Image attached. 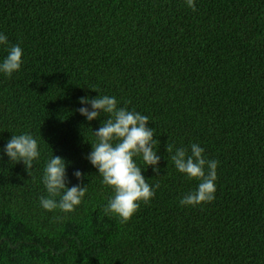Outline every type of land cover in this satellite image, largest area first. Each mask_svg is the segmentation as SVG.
Instances as JSON below:
<instances>
[{"label": "trees", "instance_id": "16d2710c", "mask_svg": "<svg viewBox=\"0 0 264 264\" xmlns=\"http://www.w3.org/2000/svg\"><path fill=\"white\" fill-rule=\"evenodd\" d=\"M0 32L24 61L0 75V147L30 132L41 149L31 176L0 161V264H264V0H0ZM96 91L160 141L159 176L142 172L159 188L127 223L101 212L112 193L85 159L101 121L75 110ZM167 143L219 162L213 202L180 206L198 182ZM51 150L86 174L66 215L39 206Z\"/></svg>", "mask_w": 264, "mask_h": 264}, {"label": "clouds", "instance_id": "9594fccd", "mask_svg": "<svg viewBox=\"0 0 264 264\" xmlns=\"http://www.w3.org/2000/svg\"><path fill=\"white\" fill-rule=\"evenodd\" d=\"M184 2L196 11V0ZM0 47L7 53L0 60V75L11 78L20 71L24 62L23 49L19 44H11L3 32H0ZM78 103L81 107L75 111L87 122L101 121V126L92 130L94 139L90 142L91 151L85 156L97 170L102 185L112 193L100 210L104 216L127 223L142 203L148 204L155 197L159 188L158 184H149L142 174L149 169L156 176L160 172V141L154 139L155 130L148 126L153 122L135 109L120 107L115 96L98 92L95 98L80 97ZM166 151L178 173L187 181L198 182L193 191L179 200L180 206L194 208L213 202L217 191L219 162L208 159L199 143H191L188 147L167 143ZM51 152L44 161L41 183L45 195L40 196L39 206L46 212L59 210L66 215L76 210L87 193L88 184L83 182L86 174L76 169L70 178L67 171L70 162ZM5 157L8 158V165L22 164L25 172L31 176L35 164L41 159L37 138L30 132L12 133L11 138L0 147V161ZM72 178L77 183L73 184ZM56 218L62 219L60 216Z\"/></svg>", "mask_w": 264, "mask_h": 264}, {"label": "bare ground", "instance_id": "6f19581e", "mask_svg": "<svg viewBox=\"0 0 264 264\" xmlns=\"http://www.w3.org/2000/svg\"><path fill=\"white\" fill-rule=\"evenodd\" d=\"M235 57V56H234ZM239 59V58H238Z\"/></svg>", "mask_w": 264, "mask_h": 264}]
</instances>
